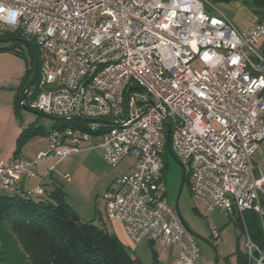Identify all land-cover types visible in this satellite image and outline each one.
<instances>
[{
    "label": "built area",
    "instance_id": "obj_1",
    "mask_svg": "<svg viewBox=\"0 0 264 264\" xmlns=\"http://www.w3.org/2000/svg\"><path fill=\"white\" fill-rule=\"evenodd\" d=\"M15 33L39 59L27 107L86 124L50 130L32 161L0 160V193H16L14 175L34 178L38 165L86 148L111 167L131 159L103 195L106 220L134 245L175 248L172 264H201L165 200L169 125L192 199L209 214L252 212L264 222V173L254 164L264 141V19L240 29L210 0H0V36ZM244 233L248 264H264V249Z\"/></svg>",
    "mask_w": 264,
    "mask_h": 264
},
{
    "label": "rangeland",
    "instance_id": "obj_2",
    "mask_svg": "<svg viewBox=\"0 0 264 264\" xmlns=\"http://www.w3.org/2000/svg\"><path fill=\"white\" fill-rule=\"evenodd\" d=\"M219 7L240 29H245L252 22L257 21V17L243 4L242 0H237L230 4H222ZM17 38L25 42H32L21 33ZM10 45L11 42H6L0 44V47ZM15 50L21 52L22 56L0 51V83L8 89L0 91V102L2 108L8 110V122L16 128H22L15 139L14 151H18L20 157L24 159L20 152L25 155L28 149L32 151L31 149L34 145H41L43 141L40 137L41 134H37L27 137L22 143H19V137L22 132L29 127H42L45 131H49L54 124V120L51 117L42 116L28 107H26L27 110L16 107L15 96L17 89L24 77L27 76V70L31 68V55L27 45L24 43L16 45ZM195 67L200 69L196 64ZM11 87H14L15 91L9 90ZM30 101L31 98L28 96L26 99L27 105L30 104ZM167 156V167L164 175L165 200L173 208H175L177 202L180 217L196 235L194 238L199 248L201 264H235L234 253L237 249L244 252L246 243L245 233L241 232L235 225L238 217H229L220 212L207 213L203 207L192 199L186 184H184L178 197L182 174L181 167L169 155ZM263 161L264 141L254 158L255 166L260 167L262 173H264V168H262ZM45 163L46 165L48 164L49 171L52 173L56 184L64 190L67 201L73 202L79 215L85 221H89L94 218L96 212L93 209L89 211L87 208H89V204L97 199V195H99L97 190H103L111 178L122 175L128 166L132 164V160L125 159L116 167H111L102 160L101 150L86 148L64 159ZM184 167L188 174L187 166ZM66 173L71 177L70 182L64 179ZM67 190H72V192L70 193ZM0 194H4V192ZM98 209L103 213L102 202H100V208ZM209 226H214L219 230L220 236L217 241L212 240ZM130 247L131 249L135 248V252L130 250V254L138 261V264H154V252L161 254L163 250L158 244L152 245L146 242L139 245L132 243ZM163 263L166 264L165 259L161 262V264Z\"/></svg>",
    "mask_w": 264,
    "mask_h": 264
},
{
    "label": "trees",
    "instance_id": "obj_3",
    "mask_svg": "<svg viewBox=\"0 0 264 264\" xmlns=\"http://www.w3.org/2000/svg\"><path fill=\"white\" fill-rule=\"evenodd\" d=\"M218 6L237 0H210ZM243 4L257 17L264 19V0H242ZM20 33L0 36V40L11 39L10 46L0 47V51L22 56L15 50L19 43L27 45L31 55V68L21 81L15 96L16 107L22 108V98L34 74L33 57L39 59L32 42L19 40ZM34 55V56H33ZM38 79L34 83L33 97L38 93ZM27 99V98H26ZM27 107V102L25 101ZM52 129L85 128V121L53 119ZM49 130V131H50ZM49 131H46L48 136ZM43 134L42 127H29L19 137L25 138ZM168 156L164 154V171ZM185 184L188 186V174ZM17 193L0 194V264H138L130 250L103 224L93 220L85 221L66 202L65 192L57 188L49 197L43 194ZM238 217V216H237ZM250 239L264 249V222L252 212L236 218L235 225L244 232V225ZM153 244V243H151ZM235 264H248L247 256L239 249L234 253ZM156 255L154 252V264Z\"/></svg>",
    "mask_w": 264,
    "mask_h": 264
},
{
    "label": "crops",
    "instance_id": "obj_4",
    "mask_svg": "<svg viewBox=\"0 0 264 264\" xmlns=\"http://www.w3.org/2000/svg\"><path fill=\"white\" fill-rule=\"evenodd\" d=\"M3 86L4 85H2V83H0V91L1 90H8L7 87H3ZM9 90L15 91V88L11 87ZM7 117H8V110L6 108L5 109L2 108L1 102H0V160L7 161V160H10V159L15 158V157L22 159L20 157V155L18 154V151H14L15 139L17 137V134H19V132L22 130V128H16L13 125H11L8 122ZM40 137H41V140L43 141V143L41 145H38V146L34 145V147H32V149H31L32 151H29V149H28V152L25 155L23 154V152H20L21 156H23V158H24L22 160L32 161L39 152L46 150L47 145H48V140H47L46 131L44 129H43V134H41ZM91 150H100V149H91ZM101 158H102V151H101ZM102 160H103V158H102ZM13 178L15 179V181L17 183L16 193L20 194V195H24L26 193L33 192V190H35L36 188H40L43 191V195L45 197H49L53 193L54 190H56L57 188H61L58 184H56V181L52 177V173H50V171H49L48 164L46 165L45 162H44V164L42 163V164L37 166L36 177L26 178V177L14 175ZM115 178L116 177L111 178L106 183L103 190H97V193L99 194V195H97V199H95L91 204H89V206H88L89 208H87L89 211L91 209H93L96 212L94 218L90 219L89 221L93 220L95 222V224H99V225L104 224L109 229V231H111L114 235L117 236V238L123 243V245L127 249L133 250L135 252V248L131 249V247H130V244H132V242L128 239V237H127V235L123 229V226L119 223H116V222H108L105 218V215H104L103 195H104L105 191L107 190L111 180H113ZM67 191L70 193L72 192V190H67ZM32 194H34V193H32ZM34 195L36 196V194H34ZM34 195H32V196H34ZM65 200L77 212V209H75L76 207L74 206V203L71 201H67L66 194H65ZM100 202H102L103 213H101L98 209V208H100ZM77 214L79 215L78 212H77ZM81 219H83V218L81 217ZM184 224H185V222H184ZM185 226L190 232H192L186 224H185ZM143 243H145V242H143ZM146 243L151 244V242H146ZM153 244H156V243H153ZM161 247L163 249L161 254H158L155 252V255H156L155 264H161L163 259L166 260V264H172L176 258V249L173 247H164V246H161Z\"/></svg>",
    "mask_w": 264,
    "mask_h": 264
},
{
    "label": "water",
    "instance_id": "obj_5",
    "mask_svg": "<svg viewBox=\"0 0 264 264\" xmlns=\"http://www.w3.org/2000/svg\"><path fill=\"white\" fill-rule=\"evenodd\" d=\"M7 41H11V39H5V40H0V44L2 43H6ZM34 56V55H33ZM33 63H34V74H33V77L30 81V83L28 84V87L23 95V98H22V108L23 109H26V106H25V101H26V98H27V95H28V92L30 90V88L32 87V85L35 83L36 79H37V71H38V66H37V60L35 58V56L33 57ZM52 119H62V118H52ZM166 130H167V135H166V145H165V149H166V152L167 154L177 163L179 164V166L181 167V171H182V174H181V179H180V184H179V188H178V197L183 189V186L185 184V179H186V169L183 165H181L178 160L174 157L172 151H171V144H170V127L169 125H166ZM175 210L177 211V213L179 214L178 212V206H177V202H176V206H175ZM180 217V215H179ZM181 221L183 222L182 218L180 217ZM184 223V222H183ZM188 230V229H187ZM189 231V230H188ZM189 233L196 237V235H194L192 232L189 231Z\"/></svg>",
    "mask_w": 264,
    "mask_h": 264
},
{
    "label": "flooded vegetation",
    "instance_id": "obj_6",
    "mask_svg": "<svg viewBox=\"0 0 264 264\" xmlns=\"http://www.w3.org/2000/svg\"><path fill=\"white\" fill-rule=\"evenodd\" d=\"M33 85H34V84H33ZM33 85H32V87L30 88L27 97H28V96H30V98L33 97V93H34V86H33Z\"/></svg>",
    "mask_w": 264,
    "mask_h": 264
}]
</instances>
